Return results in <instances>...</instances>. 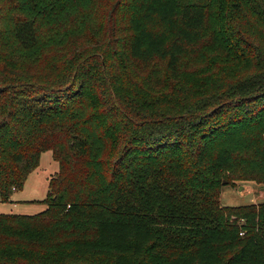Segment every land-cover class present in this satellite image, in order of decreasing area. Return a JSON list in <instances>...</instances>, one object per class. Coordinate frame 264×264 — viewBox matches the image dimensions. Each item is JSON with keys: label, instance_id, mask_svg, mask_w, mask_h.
<instances>
[{"label": "trees", "instance_id": "obj_1", "mask_svg": "<svg viewBox=\"0 0 264 264\" xmlns=\"http://www.w3.org/2000/svg\"><path fill=\"white\" fill-rule=\"evenodd\" d=\"M6 1L32 10L12 27L26 49L37 15L85 8ZM109 16L102 35L87 25L96 49L65 74L0 79V200L24 187L42 152L59 164L43 211L0 213V264H264V202L219 201L224 176L264 169V143L245 156L264 128V36L250 28L264 31V0H116ZM215 49L250 69L212 96L187 74ZM162 67L172 94L152 96ZM241 126L240 143L226 142Z\"/></svg>", "mask_w": 264, "mask_h": 264}, {"label": "rangeland", "instance_id": "obj_2", "mask_svg": "<svg viewBox=\"0 0 264 264\" xmlns=\"http://www.w3.org/2000/svg\"><path fill=\"white\" fill-rule=\"evenodd\" d=\"M82 1L85 2V8L80 4L76 5V3L64 4L63 9L58 14L52 13L54 16L58 15L60 19H55L49 15H37L35 19L38 21V41L35 46L26 49L14 38L12 27L18 16H32L29 15L32 10L17 9L12 2L0 0V79L44 82L47 81L46 76H50L49 78L56 77V68L62 69V73L67 72L72 65V60L76 62L80 55L86 56L94 52L97 44L88 42L90 38H87L88 29L86 27L88 24H92L95 28L97 27L96 31H99L100 35L106 29H110L109 12L116 0ZM64 8L66 9L65 12ZM72 8L78 12V16L74 20L68 14L70 13L68 11ZM74 10L72 12L75 13ZM61 20H63V27L59 24ZM250 28L251 33H257L252 34L253 37L256 35L264 36V31L258 28L257 23H251ZM71 36H74L77 41L74 43L69 41ZM123 36L124 34L120 32L119 38L123 40ZM103 39L101 43H106L108 34L104 35ZM84 40L85 42H83ZM253 40L258 41L257 39ZM81 42L83 44H80ZM224 51L215 49L207 52L206 57H197L195 61L190 63L187 74L189 88L203 87L205 89L204 94L213 96L248 73L250 65L237 64L231 60H226ZM23 68H28L26 70L28 75H23V71H21V75L9 71L10 69L17 71ZM32 73L37 76H30ZM159 79H163V81L157 82L153 87V91H149L150 95L156 96L159 92L167 95L172 94L166 90L165 84L168 80L163 67L159 71ZM180 110L179 106L175 109V111ZM248 131L249 127L235 128L225 141L238 145L240 143L238 137L245 135ZM259 133H262V140H255L256 134L249 135L245 140V144L248 143L247 152H245L247 158L249 155L247 153L251 151L249 145L254 143V146H256L264 143V128ZM252 166L254 168L251 169ZM58 169L59 164L54 159L52 151L42 152L38 167L29 174L24 187L15 191L8 201L0 200V213L32 215L43 211L46 208L43 200L48 195L49 179ZM239 173L224 176V180L227 182L222 183L220 188L219 201L221 205L237 206L264 202V169H257L254 164H251L249 168H240Z\"/></svg>", "mask_w": 264, "mask_h": 264}, {"label": "water", "instance_id": "obj_3", "mask_svg": "<svg viewBox=\"0 0 264 264\" xmlns=\"http://www.w3.org/2000/svg\"><path fill=\"white\" fill-rule=\"evenodd\" d=\"M224 183H226V181H224Z\"/></svg>", "mask_w": 264, "mask_h": 264}]
</instances>
